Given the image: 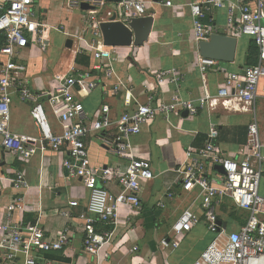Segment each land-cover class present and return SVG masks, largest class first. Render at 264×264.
Returning <instances> with one entry per match:
<instances>
[{
    "label": "built area",
    "instance_id": "2783aa9c",
    "mask_svg": "<svg viewBox=\"0 0 264 264\" xmlns=\"http://www.w3.org/2000/svg\"><path fill=\"white\" fill-rule=\"evenodd\" d=\"M69 10H80L83 27L78 33H66L77 48V54L87 53L92 65L84 69L68 67L58 74L51 88L33 91L27 79L28 65L25 51L31 46L45 53L49 29L60 30L40 20L36 0H0V147L5 156L27 162L46 150L66 154L62 166L68 179H77L88 190L84 209L78 199H70L59 209L58 215L66 220L78 218L83 233V252L96 257L91 264L106 263L98 259L101 248L112 235L109 226L117 225L121 207L129 209V216L141 211L140 194L146 182L154 178L150 165L132 151V137L141 133L156 115L196 117L205 113L212 118L204 142L189 145L181 165L175 170L180 193L196 191L195 202L185 208L171 225V232L160 239L163 248L176 247L178 239L203 222L212 238L191 264H264V196L259 193L261 165L264 159V140L256 118V100L264 95V0H195L185 4L190 13L192 39L197 47V69L200 73L201 92L193 98L179 93L182 73L177 68H166L152 74L154 87L145 84V99L140 101L126 79L118 73V48L105 46L99 29L101 21H121L148 15L151 4L173 7L171 0H62ZM85 4L87 8H82ZM110 5V6H108ZM224 12V23H214L216 12ZM214 34L233 37L246 36L257 47V62L245 65L241 71H229L215 93L208 88L206 73L218 61L200 54L198 45L209 41ZM128 80V79H127ZM175 90L164 98L169 85ZM102 87L110 95L122 92L125 109L112 116L107 103L100 104L96 113H89L78 97L77 87L89 91ZM30 103V116L36 134L17 133L10 127L11 106L14 98ZM219 110L250 113L246 140L237 151H224L218 143L219 131L214 113ZM51 116L60 127L53 129ZM107 132L113 153L126 160L123 169L94 165L88 154L86 139ZM222 171H216V167ZM18 191L15 198L0 205V257L6 264H55L46 256L60 251L68 243L69 225L55 236L46 235L38 224L21 225L14 214L27 210L22 190L28 188L23 173L14 177L0 174ZM111 184L118 190H111ZM180 193L166 189L164 198L172 200ZM247 211L244 224L236 230H227L218 216L222 198ZM82 207V206H81ZM156 208H164L160 199ZM133 246L130 252L135 253Z\"/></svg>",
    "mask_w": 264,
    "mask_h": 264
},
{
    "label": "crops",
    "instance_id": "0c3cea01",
    "mask_svg": "<svg viewBox=\"0 0 264 264\" xmlns=\"http://www.w3.org/2000/svg\"><path fill=\"white\" fill-rule=\"evenodd\" d=\"M56 0H36L40 20L49 26L58 27L65 38L66 33H78L83 27L81 13L79 24L68 9L63 16L65 5L62 0L57 6ZM173 7L151 4L148 14L153 15V28L148 41L141 46L117 47L119 61L115 64L117 71L128 81L134 95L140 100L145 99V84L154 87L152 74L166 68H177L182 73L179 83V93L185 98L196 97L201 92L200 73L197 69V47L193 42L191 31V18L188 7L185 5L195 0H171ZM110 6V5H108ZM66 10V9H65ZM214 21L217 26L224 23V12H216ZM59 26H55L56 23ZM240 38V37H239ZM239 51H235L234 60L229 63L220 62L206 73L209 91L215 93L217 87L223 82L229 71H241L247 64L248 52L252 46L250 38L241 36ZM247 43V45H245ZM73 47V44H72ZM237 47V46H236ZM65 58L50 67L44 60L43 53L31 46L25 51L26 64L28 65L27 79L33 91L51 88L55 84L58 74H63L68 67L84 69L92 65V60L87 53H67L71 47L65 44ZM71 56V58H67ZM77 55L89 58V65L75 61ZM128 79V80H127ZM171 92H166L168 98L175 90V85H169ZM102 87L92 91L77 87L78 97L84 103L86 110L96 113L97 107L107 103L111 115L119 116L125 109L124 94H105ZM30 103L14 98L11 106L10 127L17 133L36 134L30 116ZM256 118L260 135L264 140V95L256 100ZM219 131L218 143L224 151L234 154L246 140L247 126L251 122L250 113L219 110L213 114ZM212 118L205 113L196 117L170 115L166 120L163 115H156L145 126L141 133L132 137V151L136 157L145 160L151 167L154 178L146 182L140 194L141 211L129 216V209L121 207L117 225L109 226L112 235L110 240L101 248L98 259L102 262L119 264H191L210 242L212 235L203 222L195 225L190 232L178 239L176 247L163 248L159 242L162 237H167L171 232V225L178 215L187 207L192 206L198 211L195 202L196 191L193 193H180V186L176 184V169L185 157L186 148L191 145L200 146L209 131ZM51 123L55 131L60 127L51 116ZM111 136L107 132L91 136L86 139L89 158L94 165L108 166L123 169L126 160L113 153L108 141ZM264 155V150H263ZM66 154H59L46 150L41 156L36 154L30 161L21 162L5 156L0 147V174L5 177H14L18 172L23 173L28 181V188L22 190L25 196L27 210L22 214H14V221L21 225L28 223L38 224L45 230L46 235L55 236L65 225H69L70 237L68 243L60 251L46 254L55 264H91L96 257L83 252V233L80 229L81 220L73 218L66 220L58 215V210L67 205L70 199H78L80 208L73 209L74 216L84 209L88 190L77 179H68L62 161ZM216 171L219 170L216 168ZM111 190L117 191L118 186L111 184ZM180 193L174 199L164 198L166 189ZM8 181L0 180V205L12 201L16 196ZM259 193L264 196V159L261 165ZM164 200V208H156L155 203ZM218 216L227 230H236L247 220L248 213L237 208L233 201L227 197L222 198L218 207ZM165 223H169V228ZM165 225V227H164ZM164 228V230H163ZM198 234H200L199 238ZM198 244V245H197ZM136 246L135 253L130 249ZM0 264H6L0 257Z\"/></svg>",
    "mask_w": 264,
    "mask_h": 264
},
{
    "label": "water",
    "instance_id": "95a60500",
    "mask_svg": "<svg viewBox=\"0 0 264 264\" xmlns=\"http://www.w3.org/2000/svg\"><path fill=\"white\" fill-rule=\"evenodd\" d=\"M119 1V0H108ZM158 2L159 0H152ZM82 8H87L85 4ZM154 17L153 15H146L143 17L132 18L127 24L121 21H101L99 23V29L102 37V42L105 46L115 47H129V46H141L148 41L150 33L153 28ZM67 47H72V40L67 39ZM237 46V40L233 37L214 34L210 40L199 43L198 48L202 56L207 58H213L220 62L229 63L234 60L235 51ZM184 117L187 116V112L182 113ZM219 171H222L221 167H216Z\"/></svg>",
    "mask_w": 264,
    "mask_h": 264
},
{
    "label": "rangeland",
    "instance_id": "374dc122",
    "mask_svg": "<svg viewBox=\"0 0 264 264\" xmlns=\"http://www.w3.org/2000/svg\"><path fill=\"white\" fill-rule=\"evenodd\" d=\"M60 2H61L60 0H56L55 4L58 6L60 4ZM65 9H64V11H62L63 16H65L66 12H68V9L66 7H65ZM71 11L75 17L74 21H76L77 24H79L81 11L80 10H73V9ZM55 26H59V23L57 22L55 24ZM239 39H241V37ZM243 39L245 40L246 38H243ZM243 39H241V40H243ZM65 43H66V38L60 32H57L55 30H51L47 50L45 53H43L44 60L47 64H49L50 67L54 66V64H56L60 61H63V59L65 58V49H66ZM245 45H247V43ZM240 46H241V43H240V40H238L236 51L237 50L239 51ZM70 49H71V51H68L67 53L70 52L71 55L74 51L77 52V48L74 46L71 47ZM67 58L69 59V58H71V56L68 57V55H67ZM165 224L167 225L166 227L169 228V223H165ZM164 227H165V225H164ZM163 230H164V228H163ZM199 235L200 234H198V237H196L197 239L201 236V235L200 236Z\"/></svg>",
    "mask_w": 264,
    "mask_h": 264
},
{
    "label": "trees",
    "instance_id": "16d2710c",
    "mask_svg": "<svg viewBox=\"0 0 264 264\" xmlns=\"http://www.w3.org/2000/svg\"><path fill=\"white\" fill-rule=\"evenodd\" d=\"M257 47L252 43L250 51L248 52V59L246 65H254L257 62ZM75 61L82 63L85 66L89 65V58L85 55H77Z\"/></svg>",
    "mask_w": 264,
    "mask_h": 264
}]
</instances>
